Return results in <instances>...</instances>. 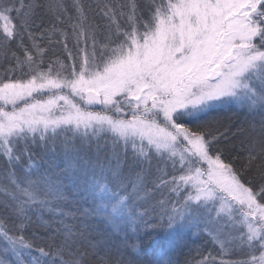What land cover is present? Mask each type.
Returning a JSON list of instances; mask_svg holds the SVG:
<instances>
[{"label":"snow or ice","instance_id":"6c2138e0","mask_svg":"<svg viewBox=\"0 0 264 264\" xmlns=\"http://www.w3.org/2000/svg\"><path fill=\"white\" fill-rule=\"evenodd\" d=\"M0 71V264H264V0H0Z\"/></svg>","mask_w":264,"mask_h":264},{"label":"trees","instance_id":"16d2710c","mask_svg":"<svg viewBox=\"0 0 264 264\" xmlns=\"http://www.w3.org/2000/svg\"><path fill=\"white\" fill-rule=\"evenodd\" d=\"M85 2L87 3L89 2V0H85ZM2 75L3 73L2 71H0V76ZM232 115H233L234 120L240 121L244 119L243 112L239 111L238 109H233ZM197 249L202 250L205 255L211 252L212 255L215 256L218 260L221 258L218 254L219 253L218 246H214L211 239L207 236L206 233H203V232H198V234H195L194 232L188 233L180 241V246L175 250V252L179 256L181 261L185 259H191L192 257L199 259V257L196 256ZM224 258L245 259L247 257L237 252V254L235 255L224 257Z\"/></svg>","mask_w":264,"mask_h":264},{"label":"rangeland","instance_id":"374dc122","mask_svg":"<svg viewBox=\"0 0 264 264\" xmlns=\"http://www.w3.org/2000/svg\"><path fill=\"white\" fill-rule=\"evenodd\" d=\"M95 110H99V107L97 108V109H95ZM193 232L195 233V234H198V232H196L195 230H193ZM259 253H256V255H258Z\"/></svg>","mask_w":264,"mask_h":264},{"label":"water","instance_id":"95a60500","mask_svg":"<svg viewBox=\"0 0 264 264\" xmlns=\"http://www.w3.org/2000/svg\"><path fill=\"white\" fill-rule=\"evenodd\" d=\"M98 107H99V106H96L95 109H97ZM95 109H94V110H95Z\"/></svg>","mask_w":264,"mask_h":264}]
</instances>
